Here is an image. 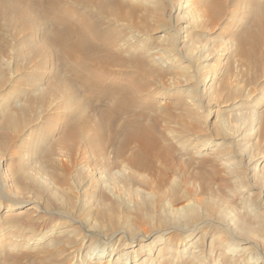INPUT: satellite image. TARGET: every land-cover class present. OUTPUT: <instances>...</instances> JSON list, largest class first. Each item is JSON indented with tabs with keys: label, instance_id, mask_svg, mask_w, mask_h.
I'll return each instance as SVG.
<instances>
[{
	"label": "rangeland",
	"instance_id": "374dc122",
	"mask_svg": "<svg viewBox=\"0 0 264 264\" xmlns=\"http://www.w3.org/2000/svg\"><path fill=\"white\" fill-rule=\"evenodd\" d=\"M8 1L0 264H96L121 237L153 244L136 264H264V0ZM60 15L87 26L84 64ZM90 70L136 103L108 117Z\"/></svg>",
	"mask_w": 264,
	"mask_h": 264
},
{
	"label": "bare ground",
	"instance_id": "6f19581e",
	"mask_svg": "<svg viewBox=\"0 0 264 264\" xmlns=\"http://www.w3.org/2000/svg\"><path fill=\"white\" fill-rule=\"evenodd\" d=\"M16 1L19 2V3H22V1L26 2V0H16ZM47 1H48V5H51V6L57 4V0H47ZM83 2L90 3L91 1L90 0H83ZM1 10L6 11V12L8 11V14H10V13L13 14V12L16 11L14 4L11 3L8 0H0V11ZM58 21H59L58 22V26L56 27V29L54 31V33H55L54 34V37H55L54 38V41L60 47V51L62 52V56L65 57V58H67V59H69V58L72 59V63H76V64L83 63L84 61H86L87 50L90 47V44H89L90 43V40H89V38L87 36L86 29H85V28H87V26L86 27H81L78 22H75L71 17H68V16L66 17L65 15H60V17L58 18ZM257 25L264 30V15H263V17L261 19H259L257 21ZM250 37H251L250 40L253 42L252 44L255 45V46H258L259 45V42L261 41L260 37L258 35L256 36L255 34L254 35H250ZM114 42H116L114 39H108V42H107L108 47L109 46L111 47V46L116 45V43L114 44ZM100 48H102V47H100ZM92 72L93 71H91V72L88 71V73L91 74L90 75L91 77L94 76L93 78H90V76L89 77L87 76L88 78L83 79V81H82V83H83L82 85L84 86L83 88H85V86L87 87V85L88 86L91 85L92 86V89L95 88V92H94L93 96H91V95H90L91 97L89 96L92 100L95 99L98 102H101V103H104V104H105L106 101L110 100L111 102L112 101L114 102L113 104H117V106L114 109H112V107H111L112 110L110 109V112L108 114L109 115L108 117L112 118L115 115L117 116L120 113L124 112L132 104L136 103L135 101L137 99L134 100V98H132V97H135V96H132L131 98L129 96V98H128L126 96H123L122 94H121L122 96L121 95L120 96L119 95H115V92H114L115 90L113 89L112 86H110V87L104 86V78H103V75L102 76L101 75H98V74L97 75H92ZM93 74H95V73H93ZM142 87H143V85H142ZM85 89H87V88H85ZM89 90H90V87H89ZM116 92H118V91H116ZM107 120H109V119H107ZM73 134H75V133H73V131H72L68 135V137L69 138L73 137ZM139 136H141V135H139ZM121 147H123V146H121ZM146 147H148V146H146ZM86 148H87V146H86ZM85 153H86V151H85ZM120 153H122V152H120ZM137 156L141 160L143 159L142 158L143 156H142V154L140 152L138 153ZM137 164H138V167H140L139 164L141 165L142 163L137 162ZM0 168H1V162H0ZM5 199L6 198H2V196L0 195V210H2L3 209L2 206L5 205L4 202H3ZM5 207H6L7 210H15V209H17L16 207H14V205L4 206V208ZM20 226H21L22 230H24L23 232L27 231L28 228H29V227L27 228V225H25V224H21ZM19 230H21V229L19 228ZM166 235H167V233H166ZM121 238H123V239L121 240ZM121 238L119 240L122 243H118L116 245L113 244V247L112 248L110 247V249L109 248L106 249V247H105V249H103L104 246H105L104 245L103 248H102L103 249L102 252H100V250L99 251L97 250L101 246H99V247L98 246H95L96 244L90 245L89 246L90 247V249H89L90 250V254H87V255H89L88 257L91 258L92 255L95 254L97 256L96 259H98V263H96V264H128L129 261H131L129 264H132V262H133V264H136L137 263L136 262L137 258L139 260H141V256L147 255V253H148L149 256H151L152 255V252L154 251L153 246H151V245H153L152 243L146 244V245H143V244L140 245L138 242H136L137 240L129 239V241H128V240H125V237H121ZM138 239L140 240V238H138ZM127 241H128V243H127ZM159 241H161V240H159ZM135 244H139L140 245L138 247V250L133 249V246H135ZM228 247L230 248L229 250H231V247L230 246H228ZM129 248H131L132 250L131 251L129 250L127 252L126 250H128ZM92 250H94V251H92ZM107 252H109V253L106 254ZM158 252H159V255H161V253H162V255L165 256V254L167 252H170V251H169L168 248H161V249H159ZM225 252H227V250H225ZM159 255H157L156 258L153 259V261L154 260L157 261L156 259L159 257ZM116 256H118V257L115 258ZM139 256H140V258H139ZM203 257L204 256H202L201 258H203ZM206 258H203L202 261L206 260ZM148 261H152V260L151 259H148ZM144 263H147V262L145 260H143L139 264H144Z\"/></svg>",
	"mask_w": 264,
	"mask_h": 264
}]
</instances>
